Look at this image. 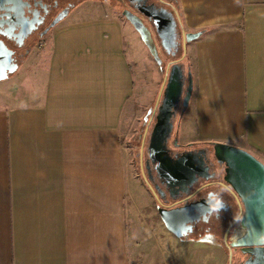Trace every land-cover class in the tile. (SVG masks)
Wrapping results in <instances>:
<instances>
[{"label":"crops","instance_id":"crops-1","mask_svg":"<svg viewBox=\"0 0 264 264\" xmlns=\"http://www.w3.org/2000/svg\"><path fill=\"white\" fill-rule=\"evenodd\" d=\"M172 7L184 31H204L181 56L193 87L177 120L180 143L222 142L264 163V0ZM108 10L87 20L69 19L73 11L39 45L25 90L0 91V264L137 257L122 139L136 90L131 61L144 50L128 47L123 22Z\"/></svg>","mask_w":264,"mask_h":264},{"label":"water","instance_id":"water-1","mask_svg":"<svg viewBox=\"0 0 264 264\" xmlns=\"http://www.w3.org/2000/svg\"><path fill=\"white\" fill-rule=\"evenodd\" d=\"M170 0H162L161 6L148 4L141 16L150 23L159 38V46L165 54L174 58L179 47L184 55L186 44L198 39L203 31L186 32L181 28L178 13L169 6ZM121 14L133 26L141 41L159 67L163 59L158 45L152 37V30L141 17L130 10H123ZM182 55V56H183ZM182 57L168 61L164 69V77L158 98L154 107L150 108L144 122L148 125L153 120L148 132L145 168L151 176L150 165L154 164L156 176L165 184L169 199L176 200L183 194L198 193L205 186H198L203 181L212 178L220 179L217 184H223L240 200L239 237L231 243L249 250L257 251L255 262L264 260V248L255 244L258 232L264 231V163L251 152L222 142L212 141L203 146L186 149L174 157L169 155L167 142L171 137L175 124L186 110L192 94L193 80L189 67L184 68ZM17 70L14 64L8 72L0 73V80L7 79ZM145 131V135H146ZM177 139L175 145L178 146ZM215 164L216 170L209 173V164ZM218 170V171H217ZM198 186V189L193 190ZM157 187V186H155ZM193 191V192H192ZM204 203L200 198L179 207L161 206L157 208L159 216L166 229L177 238L192 229V222L205 215V209L198 207ZM204 241L201 239L199 242ZM230 250V248H229Z\"/></svg>","mask_w":264,"mask_h":264},{"label":"rangeland","instance_id":"rangeland-1","mask_svg":"<svg viewBox=\"0 0 264 264\" xmlns=\"http://www.w3.org/2000/svg\"><path fill=\"white\" fill-rule=\"evenodd\" d=\"M99 4L96 2L83 3L74 10L69 19H93L94 16L101 14V11L103 14L110 11L103 4H101V7L105 8V12L94 6ZM111 13L123 22V33L128 47H135L136 43L141 50H144V53L138 51L140 54H136L134 51L131 61L136 90L132 96L134 99L133 111L125 124L122 139V146L129 158L126 212L128 213L129 241L135 242L137 248V257L134 264H226V251L206 242L178 240L166 229L158 214L153 191L148 186L149 182L144 164L148 132L151 126L150 123L146 131L147 125L144 122V117L147 111L156 104L163 82L165 65L170 61V57L159 50L163 59L162 67H159L141 41L138 33L120 13L119 9H114ZM43 50L41 46L35 47L31 56L21 61L22 65L18 69L19 71L17 70L10 75L8 79L0 80V91L8 89L9 92L11 89L19 87V84L20 91L25 90L26 85L21 84L22 79L32 69L34 57H37ZM177 56H182V49ZM181 63L186 68L188 66L187 58L184 57Z\"/></svg>","mask_w":264,"mask_h":264},{"label":"flooded vegetation","instance_id":"flooded-vegetation-1","mask_svg":"<svg viewBox=\"0 0 264 264\" xmlns=\"http://www.w3.org/2000/svg\"><path fill=\"white\" fill-rule=\"evenodd\" d=\"M161 1L162 0H0V73H2L3 70L8 72L14 64L17 65L18 70L21 61L25 60L33 49L38 47L49 33L62 24L77 7L86 2L101 3L108 8L110 7L112 10L119 9L120 13L123 10L134 12L142 18L148 27H150L152 30V37L158 45V49L161 50L158 36L153 31L148 20L141 16L140 13V11H144L145 5L154 4L156 6H161ZM174 2L175 0H170L169 6L172 7ZM180 50L181 47L177 50V54ZM161 52L166 55L163 50H161ZM177 54L174 58L170 57V61L180 58ZM152 123L153 120L151 126ZM176 123L177 119L175 118V124ZM174 129L175 132L173 130L167 142L169 155L171 157H174L176 154L186 149L195 147L180 143L176 133V127H174ZM176 139L178 140V146L174 143ZM146 161L147 155L145 163ZM208 164L210 166L209 173L215 172L217 168L216 165ZM149 165L150 177L148 175V170L145 169L149 182L148 186L150 190L153 191L156 200V209L161 206L171 208L179 207L191 201L204 198L205 193L209 190H213L217 185L225 190L224 200L227 202L226 209L223 210L218 217L216 215H211L208 219H204V216H200L198 220L192 222V229L183 233V237L177 238L178 240L199 242L201 239H204V241H202L203 243L213 244L226 251V264H264L262 258H259V260L255 262L257 253L255 249L249 250L247 247L231 245V243L236 241L239 237V219H237V217L240 211V200L229 189L223 186V184H217L220 182V179L212 178L208 181H203L198 186L204 185L205 187L198 193L194 195H192V193L190 195L183 194L178 199L172 200L169 199L167 195L165 184L156 176L154 164L150 162ZM198 186L193 190L198 189ZM254 253L255 257L252 256Z\"/></svg>","mask_w":264,"mask_h":264},{"label":"clouds","instance_id":"clouds-1","mask_svg":"<svg viewBox=\"0 0 264 264\" xmlns=\"http://www.w3.org/2000/svg\"><path fill=\"white\" fill-rule=\"evenodd\" d=\"M211 187V186H210ZM225 190L218 185L209 190L204 195V203L198 205V207L205 209L204 219H208L211 215L219 214L226 209L227 202L224 200ZM255 244L258 247L264 248V231L258 232L255 240Z\"/></svg>","mask_w":264,"mask_h":264}]
</instances>
